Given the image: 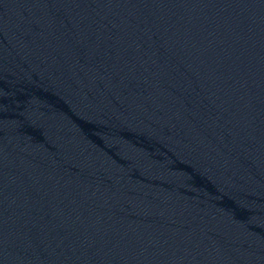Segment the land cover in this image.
Segmentation results:
<instances>
[{
    "label": "water",
    "instance_id": "obj_1",
    "mask_svg": "<svg viewBox=\"0 0 264 264\" xmlns=\"http://www.w3.org/2000/svg\"><path fill=\"white\" fill-rule=\"evenodd\" d=\"M0 264H264V0H0Z\"/></svg>",
    "mask_w": 264,
    "mask_h": 264
}]
</instances>
